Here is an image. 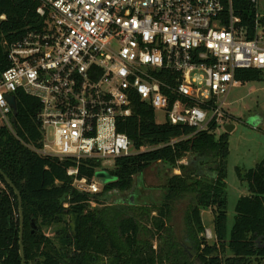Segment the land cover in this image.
I'll use <instances>...</instances> for the list:
<instances>
[{"label":"built area","instance_id":"obj_1","mask_svg":"<svg viewBox=\"0 0 264 264\" xmlns=\"http://www.w3.org/2000/svg\"><path fill=\"white\" fill-rule=\"evenodd\" d=\"M33 1L39 23L3 43L0 126H14L8 97L36 100L35 152L72 162L66 176L80 193L99 194L104 186L95 173L139 152L117 131L135 101L161 114L163 123L193 129L192 136L211 127L218 135L227 123L229 91L242 85L236 71L264 72L258 15L247 39V27H238L219 0ZM86 161L97 165L91 181L79 174Z\"/></svg>","mask_w":264,"mask_h":264},{"label":"trees","instance_id":"obj_2","mask_svg":"<svg viewBox=\"0 0 264 264\" xmlns=\"http://www.w3.org/2000/svg\"><path fill=\"white\" fill-rule=\"evenodd\" d=\"M219 1L227 13L231 8L233 16L240 20L238 27H247V39H252L257 14L252 0ZM36 9L33 0H0V17H4L0 19V71L7 67V47L3 43L11 44L27 30H33L39 23ZM259 23L264 26L261 19ZM235 79L241 84L262 81L264 72L239 70ZM15 104L12 131L0 126V170L20 193L25 264H95L100 257L107 258L108 264H192L172 253L175 249L185 254V250L174 242L175 234L168 227L176 203L187 197L189 210L184 216L181 240L195 251L199 264H264V158L247 171L236 168L247 195L235 201L233 224L228 228V134L216 135L211 127L192 136L191 128L157 124L154 112L135 101L132 115L117 124V131L139 152L115 160L109 171L114 181L106 184L103 192L129 190L134 177L158 162L173 164L188 156L197 161L195 169L178 166L180 175L168 179L159 205L131 208L133 215L127 216L117 208L97 209L103 204L101 194L76 191L72 179L66 176L72 162L37 155L35 150L40 148L41 141L36 121L39 104L22 94L15 96ZM178 139L183 140L168 145ZM159 145L164 146L158 148ZM96 168L97 165L86 161L79 174L91 181ZM205 168L212 177L198 175L197 170ZM92 203L96 207L91 208ZM208 209L213 214L212 243L199 237L204 232L201 212ZM143 219H148L151 226L143 225ZM19 224L17 198L0 176V264H21ZM58 225L61 227L56 229L53 239L41 232L42 227ZM161 233L169 243L173 239L174 244L156 251L147 238L160 237Z\"/></svg>","mask_w":264,"mask_h":264},{"label":"rangeland","instance_id":"obj_3","mask_svg":"<svg viewBox=\"0 0 264 264\" xmlns=\"http://www.w3.org/2000/svg\"><path fill=\"white\" fill-rule=\"evenodd\" d=\"M258 19L264 21V1L259 0L257 4ZM264 27V26H262ZM225 110L234 120L230 125L234 127L233 131L228 134L229 144V156L227 158L226 165V193H227V227L230 228L233 224L234 217V204L235 201L244 194V191L240 188V181L236 175V168H239L241 172L248 168H253L256 162H259L264 158V79L262 81H253L244 83L238 87H234L229 91L226 99ZM163 116L159 113L155 115V122L157 124L163 123ZM133 152V150H131ZM138 151H136L137 153ZM195 161L192 156L177 161L173 164L155 163L147 168L141 175L134 177L132 187L125 192H103V188L99 194L103 199V204L97 207V209H119L127 216H132L133 209L138 207H151L159 205L166 192L165 185L168 179L173 175H180L179 165H189L193 168ZM110 167H104L103 170L95 173L94 178L96 182L105 186L106 184L114 181L109 175L108 169ZM195 169V168H193ZM243 169V170H242ZM200 176H211L210 172H205L204 169L197 170ZM105 173L110 177L101 179L99 175ZM214 176V175H213ZM212 177V176H211ZM96 207L95 204H91V208ZM149 207V208H150ZM189 208V198L179 200L172 212L171 222L168 227L174 232V242L183 246L185 254L172 250V253L176 254L177 259H188L192 264H199L196 258V253L185 242L181 240L182 232L185 228L184 216ZM131 210V211H130ZM153 217L155 213L151 214ZM201 219L203 223L204 232L199 237L205 238L208 243L214 241L213 234V214L210 209L202 211ZM66 223L69 222V217L65 218ZM143 225L150 227L151 224L148 219H143ZM37 227V226H35ZM61 226L42 227L41 232L51 239L55 236V231ZM207 234H211V239L207 238ZM167 236L161 233L160 237L147 238L153 245V248L158 251L165 250L173 239H170L169 243L166 241ZM168 240V239H167ZM172 242V244H174ZM107 258H97L95 264H108Z\"/></svg>","mask_w":264,"mask_h":264},{"label":"water","instance_id":"obj_4","mask_svg":"<svg viewBox=\"0 0 264 264\" xmlns=\"http://www.w3.org/2000/svg\"><path fill=\"white\" fill-rule=\"evenodd\" d=\"M7 101H8L9 105L11 106V108L13 110V116H15L16 115V104H15L14 98L8 97ZM233 128L234 127L232 125H226L224 127V133H226V134L231 133L233 131ZM0 176L3 178L4 183L13 191L14 195L17 198L19 217H20V224H19V256H20L21 264H25V262H24V248H23V245H22L23 222H24V220H23V212H22V206H21L20 193L18 192V190L15 188V186L11 183V181L4 175V173L1 170H0ZM99 177L101 179L108 180L106 178H108L110 176L105 174V173H101L99 175ZM111 181H112V177H111Z\"/></svg>","mask_w":264,"mask_h":264},{"label":"crops","instance_id":"obj_5","mask_svg":"<svg viewBox=\"0 0 264 264\" xmlns=\"http://www.w3.org/2000/svg\"><path fill=\"white\" fill-rule=\"evenodd\" d=\"M230 117H231V116H230L229 114H227V123H226V125H230L231 122L233 121V120H232V121L230 122ZM233 119H234V118H233ZM233 129H234V128H233ZM261 160H262V159H261ZM261 160H260V161H261ZM260 161H259V162H260ZM259 162H256V163L254 164V167H255ZM254 167H253V168H254ZM249 169H252V168H248V169H246V170H243V169H242V170H243V172H244V171H247V170H249ZM204 170H205V172H207V173L209 172L207 168H205ZM240 188L244 191V194H241V196H245V195H247V190H246V187H245V184H244V183H241V182H240ZM241 196H240V197H241ZM201 213H202V212H201Z\"/></svg>","mask_w":264,"mask_h":264}]
</instances>
